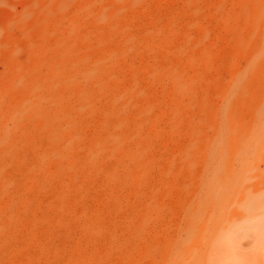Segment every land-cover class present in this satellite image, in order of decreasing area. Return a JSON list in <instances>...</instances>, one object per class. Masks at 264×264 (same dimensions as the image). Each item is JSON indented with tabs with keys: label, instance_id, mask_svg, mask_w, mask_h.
<instances>
[{
	"label": "rangeland",
	"instance_id": "obj_1",
	"mask_svg": "<svg viewBox=\"0 0 264 264\" xmlns=\"http://www.w3.org/2000/svg\"><path fill=\"white\" fill-rule=\"evenodd\" d=\"M0 264H264V0H0Z\"/></svg>",
	"mask_w": 264,
	"mask_h": 264
}]
</instances>
